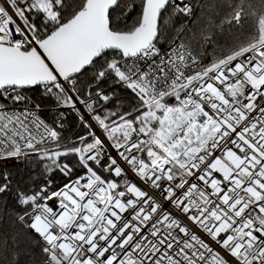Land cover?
Here are the masks:
<instances>
[{
  "label": "snow or ice",
  "instance_id": "obj_1",
  "mask_svg": "<svg viewBox=\"0 0 264 264\" xmlns=\"http://www.w3.org/2000/svg\"><path fill=\"white\" fill-rule=\"evenodd\" d=\"M236 0H0V264H264V37Z\"/></svg>",
  "mask_w": 264,
  "mask_h": 264
},
{
  "label": "trees",
  "instance_id": "obj_2",
  "mask_svg": "<svg viewBox=\"0 0 264 264\" xmlns=\"http://www.w3.org/2000/svg\"><path fill=\"white\" fill-rule=\"evenodd\" d=\"M240 3L244 5L243 27L235 30L232 40L237 47L254 44L264 37V0H236L234 12L239 11Z\"/></svg>",
  "mask_w": 264,
  "mask_h": 264
},
{
  "label": "built area",
  "instance_id": "obj_3",
  "mask_svg": "<svg viewBox=\"0 0 264 264\" xmlns=\"http://www.w3.org/2000/svg\"><path fill=\"white\" fill-rule=\"evenodd\" d=\"M256 43H258V42H256Z\"/></svg>",
  "mask_w": 264,
  "mask_h": 264
}]
</instances>
